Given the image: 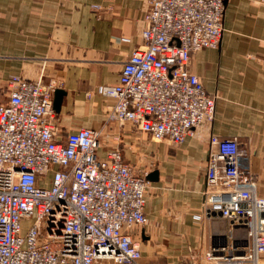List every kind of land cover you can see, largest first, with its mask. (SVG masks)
I'll use <instances>...</instances> for the list:
<instances>
[{
  "label": "built area",
  "instance_id": "obj_1",
  "mask_svg": "<svg viewBox=\"0 0 264 264\" xmlns=\"http://www.w3.org/2000/svg\"><path fill=\"white\" fill-rule=\"evenodd\" d=\"M225 0H148L142 43L122 63L106 122L128 123L150 139L181 144L211 122L215 97L189 69L192 52L216 47ZM100 10L98 4L91 5ZM0 102V264H151L140 262L130 230L144 225L146 173L126 162L113 134L99 156L102 130L78 127L56 137L54 83L13 75ZM87 95H90L89 93ZM203 212L246 229L247 244L215 261L259 264L264 253V197L255 193L235 137L211 135Z\"/></svg>",
  "mask_w": 264,
  "mask_h": 264
},
{
  "label": "crops",
  "instance_id": "obj_2",
  "mask_svg": "<svg viewBox=\"0 0 264 264\" xmlns=\"http://www.w3.org/2000/svg\"><path fill=\"white\" fill-rule=\"evenodd\" d=\"M147 6L148 0H0V102L11 76L40 78L64 91L53 109L57 138L81 126L103 128L97 153L104 156L119 135L123 159L149 180L147 222L130 230L140 262L229 264L215 261L239 254L248 237L244 226L203 212L208 140H238L241 167L264 197V0H225L218 45L191 53L189 69L215 97V112L179 145L152 140L128 123L104 124L109 100L96 92L117 82L123 61L142 43ZM211 248L215 261L205 258Z\"/></svg>",
  "mask_w": 264,
  "mask_h": 264
},
{
  "label": "water",
  "instance_id": "obj_3",
  "mask_svg": "<svg viewBox=\"0 0 264 264\" xmlns=\"http://www.w3.org/2000/svg\"><path fill=\"white\" fill-rule=\"evenodd\" d=\"M63 94H64V91L62 89L56 88L54 90L53 109L59 110Z\"/></svg>",
  "mask_w": 264,
  "mask_h": 264
},
{
  "label": "rangeland",
  "instance_id": "obj_4",
  "mask_svg": "<svg viewBox=\"0 0 264 264\" xmlns=\"http://www.w3.org/2000/svg\"><path fill=\"white\" fill-rule=\"evenodd\" d=\"M110 144V143H109Z\"/></svg>",
  "mask_w": 264,
  "mask_h": 264
}]
</instances>
